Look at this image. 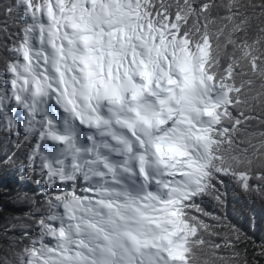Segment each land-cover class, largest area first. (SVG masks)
Masks as SVG:
<instances>
[{
	"label": "snow or ice",
	"instance_id": "6c2138e0",
	"mask_svg": "<svg viewBox=\"0 0 264 264\" xmlns=\"http://www.w3.org/2000/svg\"><path fill=\"white\" fill-rule=\"evenodd\" d=\"M0 144V264H262L264 0H3Z\"/></svg>",
	"mask_w": 264,
	"mask_h": 264
},
{
	"label": "trees",
	"instance_id": "16d2710c",
	"mask_svg": "<svg viewBox=\"0 0 264 264\" xmlns=\"http://www.w3.org/2000/svg\"><path fill=\"white\" fill-rule=\"evenodd\" d=\"M3 0H0L2 3ZM4 151L12 149L11 144H0ZM36 185L26 178H22L19 164L15 167L0 170V226L8 223L10 217L21 216L29 211V206L16 199L18 192H30ZM212 207V202H208ZM227 214L243 231L252 235L257 242L264 236V203L241 197L234 186L228 189ZM13 233H9L11 235ZM5 239L0 238V244ZM251 248L248 249L251 260ZM243 251L241 257L243 258ZM264 264V261H262Z\"/></svg>",
	"mask_w": 264,
	"mask_h": 264
}]
</instances>
